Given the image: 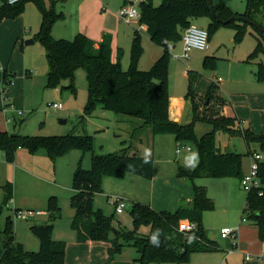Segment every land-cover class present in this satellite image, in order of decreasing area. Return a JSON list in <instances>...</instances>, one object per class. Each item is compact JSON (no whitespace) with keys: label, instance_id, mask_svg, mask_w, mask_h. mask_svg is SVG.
I'll return each instance as SVG.
<instances>
[{"label":"trees","instance_id":"obj_1","mask_svg":"<svg viewBox=\"0 0 264 264\" xmlns=\"http://www.w3.org/2000/svg\"><path fill=\"white\" fill-rule=\"evenodd\" d=\"M0 22L4 17H12L20 12L25 3L33 2L41 13V25L37 35L45 49L48 64L47 87L58 88L62 80H69V89L74 91V74L77 69L86 73L88 102L85 115L100 104L105 110L116 114L142 120L143 126H149L154 135L172 134L176 142H191L198 153L199 163L191 169L178 167L177 176L191 182L194 193L189 208L178 207L174 212L155 211L149 206L134 202L129 210L133 230L114 228L113 217L104 215L94 207V196L102 192L104 176L123 178L133 173L144 178H151L153 159L151 157L129 155L126 149L107 154L93 152V138L90 135L66 134L62 136L22 135L0 132V151L5 160L14 162L16 150L27 149L30 153L40 150L46 152L51 160L65 155L71 150L79 149L91 153V166L76 169L72 179L70 205L74 210L71 227L76 234L77 242H107L110 244L107 253L109 264L124 246H133L137 251L138 264H181L187 262L193 252H211L215 245L205 239L202 227V215L214 209L213 201L207 196L204 187L193 183L196 178H242V159L250 153L240 154L234 151H222L215 140V132L223 130L229 135H241L246 145L255 143L259 152L264 154V134L256 135L249 129L243 131L240 123L230 117L220 115L224 101L214 95L216 86L212 83L202 97L203 112L199 111L194 91V77L188 71L187 97L192 104V121L178 124L168 116V75L170 55L168 43L181 40L183 31L191 25L192 18H209L208 37L221 26H231L235 31V42H240L251 26L240 21H229L231 17H244L262 24L255 16L264 12V0H246L245 12L234 13L227 4H214L217 19L211 12L209 0H161L155 6L152 0H141L138 4L139 23L146 26V33L157 46L162 48L159 58L148 70L138 67L143 49L139 31H135L130 50V62L123 70L119 59L112 61L109 36H104L95 48L92 40L78 33L71 40L55 39L51 35L52 26L63 19L62 13H56V0H22L8 5L2 0ZM45 2L49 3L46 8ZM256 33L257 44L249 54L248 60L264 56V33L251 26ZM264 29V28H263ZM208 57H205L206 65ZM4 85H12L13 75L2 71ZM13 74V73H11ZM256 79L264 84V65L258 63ZM205 110V112H204ZM84 117H81V121ZM197 122L211 126L209 132L201 136L195 133ZM258 176L262 184V195L257 192L246 194L243 213L258 227V236L264 240V162L259 163ZM4 198L0 204V264H64L65 243L52 237L54 222L61 216L60 207L55 196L47 200V222L33 224L31 232L39 242L36 252L26 251L23 245L15 241L14 225L11 216H7L4 226L1 217L4 209L12 199V188L9 184L3 187ZM19 210H13V214ZM182 220L194 222L197 229L193 232H182L178 225ZM142 225L149 227L145 235L138 234ZM116 232V234H114ZM155 237V240L153 239Z\"/></svg>","mask_w":264,"mask_h":264},{"label":"rangeland","instance_id":"obj_2","mask_svg":"<svg viewBox=\"0 0 264 264\" xmlns=\"http://www.w3.org/2000/svg\"><path fill=\"white\" fill-rule=\"evenodd\" d=\"M82 1L84 0H56L54 10L56 13H62L63 19L57 21L52 26L51 35L53 38L71 40L77 34L74 31V26L76 24L82 26L85 25L87 26L85 28H90V30L95 32L94 34L97 33L100 36L101 32L106 30L103 26L102 18H99V9L97 10L95 6H92L88 0L80 5ZM110 1L112 6L118 5L119 3L121 4L122 2V0ZM160 2L155 3V6L159 5ZM45 6L48 8L49 3L45 2ZM133 6L138 8V1H136ZM229 6L228 7L231 10L243 13L245 12L246 0H233ZM107 7L108 10H112L110 9V6ZM112 15L114 16L115 14ZM41 19V13L36 4L33 2H27L20 12L12 17H4L0 22V52L5 56L3 58L5 65L3 68H10L7 70L8 74L13 75V77H11L13 82L16 83L17 81V86L15 87L13 95L16 99V103L15 105L10 104L6 107L7 114H14L16 117L24 118L25 120L23 125L20 127L16 125V127L13 128V122L12 119H10V122L6 125L8 131L12 132L14 130H19L23 132L22 134L29 136L86 134L93 138V152H98L101 148L105 150V153L113 152L111 151V147L117 142V139H114L115 136L112 133L114 117L121 115L134 119V121L139 119L105 110L100 104H96L94 108L85 115V107L88 102L87 81L86 73L81 68L77 69L74 74V91L68 88L70 82L67 79L61 81V85L57 88L58 91L46 86L48 64L45 57V49L37 38ZM255 20L261 23L264 28V12L259 15L257 14ZM115 23L116 22L113 24ZM117 23L120 24L117 28L118 33L121 34L123 30L121 29V25L127 27L131 33L127 41L125 39V41H119V47L115 50L116 60L119 59L122 69L126 70L130 62L131 43L135 32H133V30L138 28V26L129 25L118 20ZM208 23L209 18L206 17L192 18L191 20V25L198 29L206 30ZM106 25L109 26L108 24ZM109 28L114 30L111 26H109ZM104 33L110 36L112 35V32L109 31H104ZM139 34L143 53L140 57L141 61L139 60L138 66L142 70H148L150 68L149 62L152 60L150 57H153L152 50L160 51L161 47L150 41V38L145 31H140ZM256 36V31L251 28V26H248L243 39L240 42H235L234 29L231 26H221L208 37L207 49H193L189 53L187 59L180 60L176 59L174 56L181 54L182 41L179 40L175 43L169 42V70H171V73L177 72L175 78L177 81L179 80V87L181 89H186L188 85V79L182 75L184 70L185 72L187 70L190 71V76H197L196 92L197 95L201 97L206 94L212 83L217 84L216 95L224 98L227 101L228 106L231 108L228 96L241 92V89L246 90V88H242L234 80H253L259 87L264 88V84L259 82L255 76V73L258 70V63L262 62L264 65V56L248 60L249 54L256 47ZM29 40L34 41L31 44H26V41ZM231 44L233 47H231ZM205 57H208L206 65L204 63ZM2 69H0V96L3 98L6 96V90L11 85H1ZM217 78H221L222 82L217 83ZM228 78L231 81L228 80ZM169 79L170 77L168 75V80ZM5 98L8 99L9 97ZM52 103H61L62 109L56 110L49 106ZM198 105L199 111L202 114L203 100H199ZM0 113L3 117V113ZM82 116L84 117L83 121H81ZM61 121L65 122L62 123ZM146 127L150 128L149 126ZM210 130L211 126L207 123L197 122L195 124V133L197 136H201ZM155 137L157 140L153 150V153L155 152L154 156L170 157L171 154V172H174V170L177 171L178 164L191 169L198 165V153L191 142H176L175 137L169 133L158 134ZM163 139L172 140V149H170L168 145H164L165 142ZM215 140L219 147H223L224 144L230 143L238 152L244 155L246 153V145L241 135H229L223 130H217L215 132ZM100 144H102V147L99 146ZM177 145L180 148V153L176 154L175 150ZM186 147L191 148V151L187 152ZM251 148L255 150L256 153L261 154V159L264 162V154L259 152L257 145L253 143ZM20 149L21 151L16 150V152H23L27 155H34L37 153H30L25 148ZM126 150L129 155L133 154L131 150ZM45 156L47 161L40 162L25 160L24 166L28 170L36 172L41 178L51 181L50 184L27 174L25 176H19L20 174H18L15 183L13 178V163H0V204L3 202L4 198L3 187L7 184L11 186L12 198L15 199L14 203L10 201L8 206L4 209L1 217V225L4 226L6 217L11 216L15 231V241L21 243L24 249L30 252H36L39 249H34L32 245L35 241L37 242V239L31 232L30 226L47 222L48 216L35 214L33 217L27 219L15 217L13 214L14 207H20L22 209V214L25 213L26 209L30 208H33L34 210H44L45 213H47V199L45 197L48 196V192H56L58 194L56 199L60 207L61 216L54 222L52 237L54 240L62 241L66 244L68 236L72 235L74 237L75 235V232L71 227L73 209L70 205L73 174L78 166L83 169H89L91 166V153L83 152L79 149L71 150L55 160H51L47 154H45ZM243 158H245L246 161H249L247 155ZM38 163L40 165H38L37 168L41 170V172L35 171V169L30 167L31 165ZM161 173L167 174L168 171H161ZM174 176H177V174ZM152 177L144 178L133 173L125 174L123 178L104 176L102 179L103 191L94 196V207L101 210L104 215L113 217L112 223L114 228L133 230V223L129 213L132 205L131 201L140 200L142 202H147L144 198L150 196V181ZM6 178H9L7 179L8 182H6ZM53 180H56L58 185L66 184L67 187L70 186V188L60 186L55 187L52 185ZM186 182L188 186H192L190 181L186 180ZM225 182L227 183L226 188L228 195L236 182L238 193L234 195V201L231 200V197H227L228 195L226 196L225 194ZM193 183L197 186L204 187L207 196L214 203V210L206 212L205 218V226L209 227L210 230H219L222 226L234 229L235 225L237 228L238 224H254L247 218V215L243 213L247 192L242 190L238 178L204 177L194 179ZM170 190L172 189L170 188ZM234 191H236L235 185ZM171 194H173V191H171ZM115 198H120L125 203V208L122 213L115 212L113 204ZM238 205L240 206L239 210L236 209L233 211V207ZM242 218L245 220H241ZM233 221H235V225L232 224ZM148 232L149 227L146 225H142L138 228V234L140 235H145ZM58 238L61 239L58 240ZM74 239L77 241L76 235ZM228 239L231 240L234 238L229 236ZM224 255V249L220 248L219 251L207 256L190 255L189 260L181 264H202L200 261L195 263V257H208L212 260L210 262L207 261L204 264H217L216 262L219 258L223 259ZM85 256L88 255L85 254ZM119 256L122 264H138L137 262H132L133 258L138 256L137 251L133 246H124L116 257ZM92 260L97 262V258ZM107 260L108 258H106L103 264H106ZM220 261L218 264L221 263ZM67 262L74 263L71 258ZM81 264L88 263L84 261L81 262Z\"/></svg>","mask_w":264,"mask_h":264},{"label":"crops","instance_id":"obj_3","mask_svg":"<svg viewBox=\"0 0 264 264\" xmlns=\"http://www.w3.org/2000/svg\"><path fill=\"white\" fill-rule=\"evenodd\" d=\"M136 1H138V4H139L141 0H122L121 4L119 3L118 5L112 6L110 0H88V2L92 6H95L97 10L99 9L100 11L99 18H102V23L106 30H103L100 36L97 33L94 34L95 32L90 30V28H85L87 26L76 24L74 26V31L77 34L78 33L84 34L87 38L92 40L95 48L102 41L104 36H109L110 47H111V59L112 61H115L116 60L115 50L117 47H119L118 46L119 41L120 40L123 41L124 39L127 41L128 37L131 34L130 30L127 27H123L122 25H121V29L123 30L121 34L117 32V28L118 26H120V24L117 23V20L122 21L118 18L117 12L123 5L133 6L135 5ZM160 1L161 0H152V3L153 5H155V3H159ZM232 1L233 0H213V3L215 4L219 2H224L225 4L229 6L230 3H232ZM85 2L86 0L82 1L80 5H82ZM107 6H110L111 7L110 9L112 10L111 11L108 10ZM232 11H234V13L242 14L241 12H237L235 10H232ZM112 14H115L114 16L116 17V19ZM114 22L116 23L113 24ZM106 24L113 27L114 30H112V28H109V26H107ZM131 25L138 26V28L134 29L133 32L134 31H139V32L146 31L145 25H141V28H140V25H137V24H131ZM71 30L73 31L72 28ZM104 31L112 32V35L111 36L107 35L104 33ZM181 47H182V42H181ZM231 47H233L232 44H231ZM161 53H162L161 48H160V51L152 50L153 57H150L152 58L151 62H149L150 67L159 58ZM4 57H5L4 54L0 52V63H1L0 69H2L5 66L3 62ZM8 69L10 68H7V67L3 68L2 71L8 70ZM176 73H171V70H169L170 79L168 80L169 81L168 82L169 84L168 86V92H169L168 116H169V119L173 122H176L178 124H188L192 121V118H193L192 104H191L190 98L186 96L187 88L181 89L179 87L180 86L179 80L177 81L175 78ZM182 75H184L188 79V70L186 72L184 70L182 72ZM194 78H195L194 79L195 80L194 81V91L196 94V101H199V100H202V97L204 96L201 97L197 95V92H196L197 76ZM228 80L230 79L228 78ZM234 81L238 83V85H240L242 88H246V90L241 89V92L228 96L231 108L228 106L227 101L221 97L224 101V106L220 110V115L236 119L240 123L239 128L242 131L244 129H249L251 132H253L256 135L264 134V88L259 87L253 80L240 81L236 79ZM221 82H222V79L218 83H221ZM1 85L2 86L4 85L3 74L1 77ZM214 85L217 86V84H214ZM16 86H17V81L16 83L12 81V85L6 90L5 97H9L11 99L9 98L7 99L5 97L2 98V96H0V112L3 113V117L1 116V113H0V132L7 131L9 133H18V134L23 133L22 131H19V130L18 131L14 130L12 132L8 131L6 127V125L10 122V119H12L13 128H15L16 125L20 127L25 122L24 118H18L14 114H11V115L7 114L6 107L10 104L15 105L16 103V99L13 96ZM3 90H4V87H3ZM55 90L58 91L57 88H55ZM216 93L217 92L215 89L214 95H216ZM113 124H114V127L112 128V133L115 136L114 139H117V142L111 147L112 149L111 151L116 152L121 149H129L132 151L133 154H136L137 156L151 157L153 159V171H152L153 177L150 181L151 182L150 196H146L144 198L147 202H142L140 200H134L131 202L134 203L138 201L137 203L149 206L155 211L174 212L178 207L189 208L191 206V202L194 196L192 186L190 185L188 186L186 179L179 178L178 176H174L175 174H177L176 170H174V172H171L170 170V167H171L170 163L172 162L171 154H170V157L154 156L155 152L153 153V150L155 148L157 138L155 137L156 135L152 133L151 128H147L146 126H143V122L140 119L137 121H134V119H130V118H127L121 115L114 117ZM22 135H26V134H22ZM163 140L165 142L164 145H168V147L172 149V144H173L172 140H169V139H163ZM99 146L102 147V144H100ZM251 146L252 144L249 146L246 145V149H247L246 153H250V154L248 155L249 161H246L245 158L242 159V174H245L249 171L250 165L252 163L251 155L253 153H256V151L253 150ZM219 149L222 151L238 152L234 148V146L231 145L230 143L224 144L223 147H219ZM18 151H21V149H18ZM104 151L105 150L101 148L98 152H94V153L95 154L111 153V152L105 153ZM186 151L190 152L191 148L190 150L186 149ZM44 153L46 154V152L44 151H38L34 155H29V154L27 155L26 153H23V152L21 153L16 152L15 161L13 162V165H14L13 178L15 180V183H16L18 174H20L19 176H25L26 174L31 175L35 178L45 181L46 183H49V184L51 183V181L45 178H41L40 176H38L36 172L28 170L24 166L25 160H33V161H40V162L47 161ZM175 153L177 154L180 152H175ZM4 162H7V161L5 160L3 153L0 151V163L4 164ZM38 165L40 164L39 163L33 164L30 167L35 169V171L41 172V170L37 168ZM180 166L181 165L179 164L177 165V170H178V167ZM181 167H186V166L182 165ZM161 171H164V172L168 171V173L162 174ZM7 179L9 178H6V182H8ZM226 184L227 183L225 182V194L227 196L228 191L226 188ZM52 185L55 187H59V186L67 187L66 184L58 185L56 180H53ZM234 185H235L236 191H234ZM234 185L231 188V192L227 196V197H231L232 201H234V195L238 193L236 182L234 183ZM67 188H70V186H68ZM170 188L172 190H170ZM171 191H173V194H171ZM71 192L72 194L74 192L72 188H71ZM47 195L48 196L45 197L47 200L51 196L58 197V194L56 192H48ZM14 200L15 199L12 198L11 202L14 203ZM239 207H240L239 205L234 206L233 211H235L236 209L239 210ZM14 209L22 211V209L17 206H15ZM25 211L38 212L39 215L43 214L44 216H47V213H45L44 210H34L33 208H30V209H26ZM206 212L208 211H205L202 215V227L204 231V236L208 242H211L215 245L216 249L211 252H193L191 254L192 256L193 255L207 256L209 254H213L219 251L221 248V249H224L225 255L223 259L219 258V260L216 262L217 264L219 263L220 260H221L220 264H264V240L259 239L258 227L255 224H251V225L250 224L248 225L238 224L236 228V225L234 224V222L236 221L235 219V221H233L232 224L235 225L236 229L234 228V230L236 231V236L234 239L230 240L228 239V237L221 236V230L223 228H226V226L220 227L219 230L216 229L217 231L215 229L210 230L209 227L205 226ZM73 215H74V210H73ZM241 220H243V218ZM74 237L72 235H69L66 240L64 264H81V262H84V261L88 264H103L106 258H108L107 249L110 246L109 243L92 242V241H86L84 243H80V242L75 241ZM60 239L61 238H58V240ZM32 245L34 249H38L39 248L38 240L37 242L35 241V243H32ZM85 254L88 256H85ZM70 258L74 261V263L67 262L70 260ZM94 258H97V262H94L92 260ZM136 259L137 257H134L132 262L135 263ZM211 260L212 259L208 257H195L194 259L195 263L200 261L202 264L206 263L207 261L210 262ZM109 264H122L120 256L115 257L114 260H112Z\"/></svg>","mask_w":264,"mask_h":264},{"label":"built area","instance_id":"obj_4","mask_svg":"<svg viewBox=\"0 0 264 264\" xmlns=\"http://www.w3.org/2000/svg\"><path fill=\"white\" fill-rule=\"evenodd\" d=\"M22 0H6V3L8 5H14ZM2 0H0V4H2ZM118 18L122 20L123 22L127 24H137L141 25L139 23L140 19V12L139 9L132 5H123L118 10ZM182 41V52L178 56H174L176 59H187L189 57V53L193 49H199L204 50L208 48V32L204 29H198L193 25H190L187 27L181 37ZM168 48H170L168 46ZM221 78H217L216 82H220ZM49 106L53 107L56 110L62 109L61 103H52ZM181 146V145H180ZM187 150H190L189 147H186ZM176 152H180V148L177 147ZM252 157V163L250 165L249 171L242 175V178L240 179V186L243 191L249 193V192H257L259 196L262 195V184L258 176V169H259V163L262 161L261 154L259 153H253L251 155ZM115 212L122 213L125 208V203L120 198H115L113 201ZM39 214L38 212H31V211H25L24 214H22V211H18L15 213V217H21V218H29L33 217L34 215ZM243 220H245L243 218ZM178 229L182 232H193L197 229V226L194 222H191L189 220H182L179 225ZM221 236L222 237H233L236 236V231L232 228H223L221 230Z\"/></svg>","mask_w":264,"mask_h":264},{"label":"water","instance_id":"obj_5","mask_svg":"<svg viewBox=\"0 0 264 264\" xmlns=\"http://www.w3.org/2000/svg\"><path fill=\"white\" fill-rule=\"evenodd\" d=\"M209 3H210V7H211V12H212L213 16L217 19L216 14H215V10H214L213 0H209ZM235 20L240 21L242 23H247V24H249L251 26H254L255 28L259 29L260 31H262L264 33V29L261 28L258 24H256L253 21H250V20H248V19H246L244 17H241V16L231 17L226 22L235 21ZM31 43H33V40L26 41V44H31ZM61 122L64 123L65 121H61ZM114 234H116V232Z\"/></svg>","mask_w":264,"mask_h":264},{"label":"clouds","instance_id":"obj_6","mask_svg":"<svg viewBox=\"0 0 264 264\" xmlns=\"http://www.w3.org/2000/svg\"><path fill=\"white\" fill-rule=\"evenodd\" d=\"M153 239L155 240V237Z\"/></svg>","mask_w":264,"mask_h":264}]
</instances>
